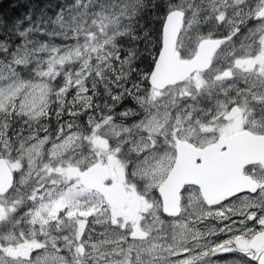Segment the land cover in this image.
Wrapping results in <instances>:
<instances>
[{
    "label": "snow or ice",
    "instance_id": "1",
    "mask_svg": "<svg viewBox=\"0 0 264 264\" xmlns=\"http://www.w3.org/2000/svg\"><path fill=\"white\" fill-rule=\"evenodd\" d=\"M0 264H264V0H10Z\"/></svg>",
    "mask_w": 264,
    "mask_h": 264
},
{
    "label": "trees",
    "instance_id": "2",
    "mask_svg": "<svg viewBox=\"0 0 264 264\" xmlns=\"http://www.w3.org/2000/svg\"><path fill=\"white\" fill-rule=\"evenodd\" d=\"M5 13L9 16L13 14V10L10 6V0H0V14Z\"/></svg>",
    "mask_w": 264,
    "mask_h": 264
}]
</instances>
